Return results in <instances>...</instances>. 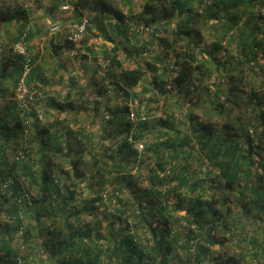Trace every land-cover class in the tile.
Here are the masks:
<instances>
[{"label":"trees","instance_id":"16d2710c","mask_svg":"<svg viewBox=\"0 0 264 264\" xmlns=\"http://www.w3.org/2000/svg\"><path fill=\"white\" fill-rule=\"evenodd\" d=\"M61 1L72 3L76 10L89 7L97 15L95 22L102 27L103 19H108V13H113L117 19L114 22L116 29L121 28L125 36L139 26H154L158 16L159 19L177 17L172 41L167 37L158 39L165 46L166 53L173 49L178 57L181 50L184 54L173 63L170 71L162 68L153 75L156 96L164 95L161 97L164 101L170 92H176V96L183 92L189 99L192 94L197 95V87H191L199 80L193 78L189 59L194 60L197 54H201V59L219 71V84L214 86V92L205 95L211 105L210 111L229 119L218 129L187 111L189 129L180 130L174 126L171 115L156 118L163 128L152 144L160 159L155 161L152 169L156 171V168H162L165 159L169 158L172 173L159 177L152 172L149 187L136 186L128 179L129 198L119 205L118 213L115 212L117 215L114 216L124 226L117 231L113 222L108 225V238L117 244L107 256L110 264H171L170 260L175 257H178L177 264L184 261L186 264H264V78L257 81V74L264 70V39L257 36L264 25V17L259 12L264 0H211L201 10L194 7V0H145L142 10L129 15V20L105 0ZM61 1L53 0L51 7L57 8ZM30 13V6H22L15 0H0V31L3 25L14 22L17 32L14 42L7 45L0 43V196L4 197L0 204L5 201L10 203V222L19 220L23 206L34 212L35 219L41 225L34 235L33 243L40 244L37 235L45 233L41 244L54 264H99L105 251L99 240L103 238L99 233L100 224L98 221L84 223L82 216L88 214L94 219L106 194L98 191L81 205L73 202L74 178L78 181L85 179L86 172L81 165L83 158L78 156L69 160L71 175L56 156L64 151L68 156L72 149L70 136L75 131L69 117L38 125V117L32 111L35 130L30 135L31 129L23 123L24 116L30 112L16 100L9 99L14 98V89L19 84L26 60L24 54L14 50L13 44L32 36L31 28L28 27ZM209 20L213 24L220 22L221 34L215 30L211 33L212 39L202 43L199 25ZM250 22V29L244 36L243 31L246 29L241 27L243 23L246 26ZM213 24L211 31L214 29ZM233 29H239L242 38L238 40L233 53L222 57L220 53L228 51L226 36ZM60 47L61 44H55L53 52L57 53ZM177 47L180 49L176 50ZM28 59L30 68L24 80L29 84L37 76L43 77V74L37 72L36 66H31L35 58ZM117 63L112 56L104 78H114L117 83L115 88L121 89L127 98L130 96L129 90L146 76V70L137 67L114 73L110 67L114 68ZM98 91L101 92L100 89ZM50 107L67 113L87 109L77 104L71 94H67L62 101L50 99ZM107 108L121 124L118 131L122 133V141L113 148L116 154L112 156L110 164L98 158H93L91 162L90 176H98V182L102 183L107 181L103 178L105 174L113 173L110 180L113 182L114 179L130 177L125 172L129 168V160L124 156H118L117 160L114 157L119 153L131 154L134 160H138L134 143L143 136L142 129L132 127L127 117V106ZM137 124L144 129L147 126L142 117ZM79 130L83 134L82 127ZM63 135L65 141L61 139ZM35 142L39 146L35 149L38 156L34 160L35 153L30 145ZM10 145L16 151L25 150L24 155L16 154L13 162L18 170L28 175L31 187L38 188L37 194H30V188L25 189L13 168L8 166L5 150ZM198 150L207 152L204 162L206 168H201L202 163L191 167L190 160H187L191 156L195 159L193 153ZM160 152H163L161 157ZM33 161L39 164L38 171L33 169ZM4 183L7 186L1 191ZM172 196H175L174 201H170ZM184 203L187 204L185 208ZM178 209H185L187 220L190 217L189 222L198 229L195 237L191 236V229L183 228L186 238L180 244L179 240L183 236L175 229L172 217ZM16 223L17 230L19 221ZM3 225L6 227L7 223ZM23 233L29 240L30 232L25 230ZM140 234H144L149 241L144 243ZM192 237L195 241H192ZM9 240L10 236L7 239L0 236V249L3 250L0 252V264L24 263L26 256L19 257L18 251L11 248ZM211 245L218 247L213 250ZM179 248L186 250L184 260L179 256ZM213 260V263H209Z\"/></svg>","mask_w":264,"mask_h":264},{"label":"rangeland","instance_id":"374dc122","mask_svg":"<svg viewBox=\"0 0 264 264\" xmlns=\"http://www.w3.org/2000/svg\"><path fill=\"white\" fill-rule=\"evenodd\" d=\"M53 0H15V2L22 6H30L31 13L29 16L28 27L31 28L32 36L28 40H21L13 44V48L20 47L25 58L34 57L35 61L32 63V67L36 66L37 72H41L43 77H36V80L31 81L29 84L24 80L23 84H17L14 89V98L10 100H16L21 107L28 110L30 113L24 116V122L27 124V128H30V135L35 130L33 126L34 116L32 111L36 113L38 120L37 124L41 125L47 121L60 119L68 116L69 122L75 131L74 135L70 136L71 151L67 155L66 153H57L60 164H62L65 170H69L72 175L70 159L81 156L83 161L81 165L85 170V179L82 181L75 180L73 202L76 205H81L85 199L91 198L96 192H103L106 194L102 201V205L99 204L98 215L93 219L88 214H83L82 219L84 223L98 221L100 224L99 233L103 235L100 240L105 251L101 257L99 264H110L111 261L107 260V256L111 254V249L114 244L109 240V223L113 222V227L118 231L119 228L124 226V223L114 218L118 213V207L126 198H129L128 179H130L136 186L145 187L150 186L149 178L153 175L152 172L158 174L159 177L162 174L170 175L172 168L169 158L165 159L166 163L162 168H156L153 171V166L157 158L156 150L153 147V141L156 140V136L161 133L162 125L156 122V118L159 116L171 115L173 117V124L180 130H188V115L187 111L195 114L205 122L211 123L216 128L223 127V123L228 118L218 116L211 112V105L207 102L205 95L212 93L215 90V85L219 84L220 78L218 77L219 71L214 65L201 59V54H197V58L192 60L186 55L185 57L191 60V71L193 78H197L199 81L194 82V86L197 87V95L189 97L180 93L176 96V92H170L163 101L164 95L158 94L156 96L155 90L152 84L153 75L156 72H160L161 69L171 70L173 63L180 60L184 51L181 50L179 57L176 55V51L170 49L169 52H165V46L161 44L158 38L167 37L170 41L174 34L172 30L176 28L177 17L171 19H159L154 26L146 27L139 26L138 29L134 27V23L131 24L133 29L129 31V35H124L120 29H116L117 22L115 15L108 13V19H103L102 25L95 22L96 13L92 12L89 7L81 8L79 10L74 9L72 3L62 2L57 8L51 7ZM74 1V0H73ZM115 10L120 11L126 15L129 20V15L137 14L142 10V4L145 0H105ZM10 3V1H8ZM211 0H194V7L201 10L210 4ZM68 7L64 8V5ZM52 8V10H51ZM86 16L88 18L87 24L84 30L76 36V39L69 40L68 35L74 29V24L78 22L79 18ZM134 22V21H133ZM55 24L59 25V30L53 32L51 27ZM111 24V25H110ZM213 24L212 20L206 23H201L199 29L202 33V43L211 40V33L217 32L221 34L220 22L213 24L214 29H210ZM243 35L248 33L251 22L244 26ZM263 25V23H261ZM245 27V28H244ZM213 28V27H212ZM240 28V29H241ZM15 23H9L2 26L0 31V43L7 45L14 42L16 36ZM257 36L264 39V25L261 30L257 32ZM242 38V34L239 33V29H233L227 36V53L221 52L220 55L227 57L228 54L233 53L237 42ZM68 42H67V41ZM184 39L183 42H185ZM225 42V41H224ZM55 44H61L57 53L53 52V46ZM180 49L177 47L176 50ZM173 50V51H172ZM12 52L14 50L12 49ZM115 53V55H113ZM36 56V57H35ZM114 56L118 61L117 66L110 67L114 73H117L121 69H132L141 67L142 70H146V76L142 81L138 82L132 89H130V96L124 97L121 89L115 88L117 84L114 78H104L108 66L111 62V57ZM160 58L161 61H158ZM260 56L258 57V59ZM230 60V59H229ZM262 60V59H260ZM233 60H230V62ZM206 63V64H205ZM24 64V62H23ZM205 64V65H204ZM247 64V63H246ZM245 64V66H246ZM229 66V63H226ZM155 66V69L152 67ZM199 66V67H198ZM257 69L256 67H254ZM257 81L263 77L264 70L259 71L257 74ZM103 77V78H102ZM168 87V85H167ZM101 90V92L98 91ZM67 94H71V98L77 103L86 106L87 109L75 111L74 113L58 112L50 107V99L62 101ZM159 98V101L157 100ZM199 98L200 100H198ZM86 100V101H85ZM203 101V102H202ZM4 102V101H3ZM1 102V104L3 103ZM127 106V117L132 122V127H137L142 131V138L134 143V148L138 151V160H134V156L117 154L114 159L119 157H126L129 160L125 170L127 174H130L128 178H119L110 181L113 173L103 175L107 181L104 183L98 182L97 177H91V162L93 158H98L99 161L103 160L110 164L112 162V156L116 153L113 151L116 145H119L122 141L121 132L118 131L121 128L119 121L115 120V116L110 112V109H117L119 107ZM96 108V109H94ZM142 117L147 122V126L144 129L142 125H138V119ZM62 121V120H61ZM57 127V124L55 125ZM83 129V134H80L79 128ZM62 132V131H61ZM124 135V134H123ZM65 141V136L61 137ZM39 146L38 142L32 143L30 147L33 153H35L36 147ZM146 146V147H145ZM161 149V148H159ZM16 152V153H15ZM194 152V151H193ZM6 155L8 156V166L13 168L14 173L20 184L25 189L31 190L29 193L37 194L38 188L31 187V182L27 174L18 170L16 164L13 162V158L16 154H25V150H14V146L10 145L6 147ZM163 152H160V157ZM194 157H189L191 167L198 166L202 163L201 168H206L204 162H206L207 152L202 150L195 151ZM158 155V156H159ZM38 154L35 153V158ZM119 156V157H118ZM200 156V158H199ZM197 157V158H196ZM21 164V162H20ZM32 167L34 170H39V164L33 161ZM26 171V169H23ZM18 174V175H17ZM115 175V174H114ZM203 175V174H202ZM11 178L9 177L8 180ZM155 179L154 181H156ZM90 183H95L91 186ZM7 186L6 183L1 187ZM32 188V189H31ZM120 188V191L118 190ZM37 190V191H36ZM184 192V191H183ZM182 193V192H181ZM10 192L6 194L9 196ZM175 196H172L170 201H174ZM4 201V197L0 196V202ZM10 203L5 201L0 204V236L7 239L10 236V245L14 251H18V256H26L24 263L20 264H54V262L48 257L45 248L41 244L42 238L45 237V233H40V244H34L33 240L35 234L38 232L41 224L35 219L34 212L30 209H21L19 216V225L16 230L17 221L10 222L8 218V212L10 211ZM187 206L183 204V208ZM2 213V214H1ZM130 214V213H129ZM172 215L175 221V229L181 233L179 240L183 242L186 236L182 232L183 228L187 227L191 229V236H195L198 233V229L195 224L190 223V217L187 220V213L185 209H178ZM186 216V217H185ZM113 219V221L111 219ZM111 220V221H110ZM49 221L46 222L48 224ZM7 223L6 227L3 225ZM8 229V231H6ZM25 230L30 232L25 237L23 233ZM115 234L114 232H111ZM140 237L144 243H147L149 239L144 234H140ZM192 241H195L192 237ZM192 243V242H191ZM218 245H211V249H216ZM221 251V250H220ZM0 252H3L0 249ZM179 256L184 260L186 257L185 248L178 249ZM184 253V254H183ZM177 258L171 259V264H177ZM187 262V260H186ZM213 261L209 263H213ZM180 264H186L185 261Z\"/></svg>","mask_w":264,"mask_h":264},{"label":"built area","instance_id":"2783aa9c","mask_svg":"<svg viewBox=\"0 0 264 264\" xmlns=\"http://www.w3.org/2000/svg\"><path fill=\"white\" fill-rule=\"evenodd\" d=\"M64 8L68 7L67 5L63 6ZM259 12L260 15L264 17V3L259 7ZM88 18L86 16H83L80 22H76L74 24V29H72L71 33L68 35V39L69 40H74L76 39V36L82 32V30H84L85 25L87 24ZM51 30L53 32L58 31L59 30V25L55 24L51 27ZM17 52H23L24 50H22L20 47H16L14 49ZM29 59L26 58L24 64H23V72H22V76L20 77V84H23L24 79H25V75H27V73L29 72Z\"/></svg>","mask_w":264,"mask_h":264}]
</instances>
